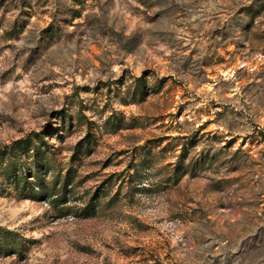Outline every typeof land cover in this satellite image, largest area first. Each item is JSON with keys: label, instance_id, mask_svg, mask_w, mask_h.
Listing matches in <instances>:
<instances>
[{"label": "rangeland", "instance_id": "1", "mask_svg": "<svg viewBox=\"0 0 264 264\" xmlns=\"http://www.w3.org/2000/svg\"><path fill=\"white\" fill-rule=\"evenodd\" d=\"M0 264H264V0H0Z\"/></svg>", "mask_w": 264, "mask_h": 264}]
</instances>
